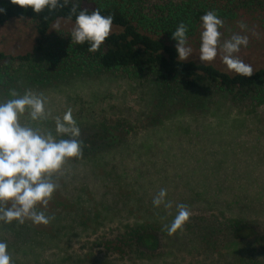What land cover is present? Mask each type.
I'll return each mask as SVG.
<instances>
[{
    "label": "rangeland",
    "instance_id": "obj_1",
    "mask_svg": "<svg viewBox=\"0 0 264 264\" xmlns=\"http://www.w3.org/2000/svg\"><path fill=\"white\" fill-rule=\"evenodd\" d=\"M164 2L145 0V10L156 12L154 4ZM222 21L216 58L199 60L200 28L188 39L189 59L229 70L222 45L239 34L248 37V45L234 55L253 71L264 67L262 22L249 15ZM59 22L58 32L74 27ZM58 32L51 27L45 51L25 64L28 74L1 92L0 102L14 98L13 90L42 94L46 119L32 121L26 111L22 124L67 139L56 134L55 119L70 109L80 133L107 132L111 146L90 158H67L52 174L57 185L52 198L46 206L36 205L50 220L40 223L32 237L14 234L12 227L23 232V225L39 223L0 221V241L7 243L11 264L233 263L243 249L229 227L233 218L257 219L264 228V103L240 102V94L219 93L211 86L194 91L167 86L154 73L138 77L97 66L74 69L64 59L49 68L52 33ZM37 37L29 20H11L0 26V51L32 53ZM161 190L166 195L155 205ZM181 204L189 219L169 234ZM3 206L11 207V201ZM134 224L156 228V250L107 247Z\"/></svg>",
    "mask_w": 264,
    "mask_h": 264
},
{
    "label": "trees",
    "instance_id": "obj_2",
    "mask_svg": "<svg viewBox=\"0 0 264 264\" xmlns=\"http://www.w3.org/2000/svg\"><path fill=\"white\" fill-rule=\"evenodd\" d=\"M144 2L145 0H69L63 7L54 10L45 8L41 13H36L30 6L22 7L11 0H0V8L4 9L0 12V26L11 20L27 19L34 24L38 35L32 53L12 55L0 51V95L14 84L18 86L21 78L28 74L24 70L25 64L45 51V43L53 24L60 20L74 24L76 13L86 8L89 13L100 9L102 15L113 17L110 35L98 51L91 52L88 42L73 43L71 32L52 33L50 45L55 51L51 53L49 68L64 59L74 69L97 66L109 72L118 71L138 77L154 73L167 86L178 85L187 91L211 86L219 93L240 94V102L249 101L253 105L264 103V67L257 68L251 76L246 77L213 63L193 59L180 61L175 51L176 41L172 38V31L181 22L189 26L188 39L197 35L201 28L200 17L210 10L215 11L224 21L249 15L256 17L264 25V0H166L163 4H154L153 8L157 11L151 14L145 10ZM63 3L64 0H61V4ZM73 7L76 8V13H72ZM45 71L44 68L42 73ZM77 139L82 142V155L73 157L74 160L88 158L111 146L107 132H81ZM187 196L190 200L192 194ZM40 226V223L33 226L25 224L23 232L18 231L16 226L12 228L15 229L14 234L25 232L28 237H32ZM229 227L233 237L243 245L242 254L231 264H264V228L259 226L257 219L237 216ZM159 239L156 228L134 224L120 232L114 242L107 241L106 245L113 249L126 246L136 251H154L159 246ZM111 242L115 244L111 246Z\"/></svg>",
    "mask_w": 264,
    "mask_h": 264
},
{
    "label": "clouds",
    "instance_id": "obj_3",
    "mask_svg": "<svg viewBox=\"0 0 264 264\" xmlns=\"http://www.w3.org/2000/svg\"><path fill=\"white\" fill-rule=\"evenodd\" d=\"M12 3L22 7L30 6L33 12L41 13L45 8L54 10L63 7L69 2L64 0H11ZM4 9L0 8V12ZM72 13H76L73 7ZM201 33L199 60L211 62L218 53L220 37L219 28L223 21L215 11H208L200 17ZM113 17L104 16L100 9L89 13L88 9H82L75 15L74 27L71 30V41L75 44L88 42L89 51L95 52L110 35ZM243 30L246 25L241 23ZM52 29L57 32L60 22L57 21ZM189 26L181 22L174 31L172 38L176 41L175 51L180 61L188 60L193 49L188 44ZM248 37L234 34L224 41L223 62L230 71L242 76H251L253 68L234 53L240 48L247 47ZM14 97L5 102H0V221L11 223L17 220L23 223L30 219L33 223H49L50 217L44 212H38L36 205H47L57 185L52 182L53 173L61 169L67 158L82 155V142L77 139L80 128L74 120L71 110L66 111L62 118L55 119V132L57 135L68 137L67 139H55L51 132L41 133L32 126L22 124L20 117L27 111L32 121L46 119V98L42 94L26 91L19 95L14 90ZM166 195L164 190L159 193V198L153 203L159 205ZM11 201V207L3 205ZM179 211L173 223L169 227V234L181 228L189 219L190 212L183 204L177 205ZM7 243L0 241V264H11V257L7 251Z\"/></svg>",
    "mask_w": 264,
    "mask_h": 264
}]
</instances>
